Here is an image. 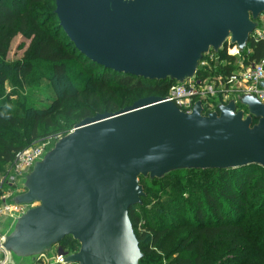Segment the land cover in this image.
Masks as SVG:
<instances>
[{
    "label": "water",
    "instance_id": "95a60500",
    "mask_svg": "<svg viewBox=\"0 0 264 264\" xmlns=\"http://www.w3.org/2000/svg\"><path fill=\"white\" fill-rule=\"evenodd\" d=\"M55 14L80 54L99 66L184 83L204 54L228 40L240 55L247 50L264 0H56ZM250 165L264 168V104L253 96L208 115L201 103L185 113L149 97L87 118L23 176L24 192L11 204L30 208L13 214L2 234L8 264H35L67 237L80 249H59L65 264H139L129 213L145 197L140 177Z\"/></svg>",
    "mask_w": 264,
    "mask_h": 264
},
{
    "label": "trees",
    "instance_id": "16d2710c",
    "mask_svg": "<svg viewBox=\"0 0 264 264\" xmlns=\"http://www.w3.org/2000/svg\"><path fill=\"white\" fill-rule=\"evenodd\" d=\"M55 10L56 0H0L2 170L17 152L57 132V120L70 101H76L80 110L70 106L69 113L81 112L79 120L83 121L98 114L117 113L145 98H163L177 83L148 81L92 62L70 42ZM17 35L31 41L29 60L16 65L19 76L32 77L33 81L37 69L48 74L55 94L48 106L36 108L24 99H19L22 103L18 106L9 99V104L1 102L2 86L10 76L5 60ZM248 50L250 63L264 60L263 40H250L242 56H247ZM219 55L232 64L236 61L227 56L226 47ZM232 70L227 67L228 72ZM76 123L64 133L69 134ZM259 170L264 168L250 165L175 171L155 180L140 177L145 197L129 213L143 254L139 264H264V178L256 176ZM147 180L153 188L147 186ZM153 192L160 196L148 207L145 201ZM252 193L262 197L260 202L252 199ZM252 208L256 210L254 227L242 222ZM60 245L73 254L80 249L72 237Z\"/></svg>",
    "mask_w": 264,
    "mask_h": 264
},
{
    "label": "built area",
    "instance_id": "2783aa9c",
    "mask_svg": "<svg viewBox=\"0 0 264 264\" xmlns=\"http://www.w3.org/2000/svg\"><path fill=\"white\" fill-rule=\"evenodd\" d=\"M260 18H264V14ZM259 24L260 27L255 29L250 39L255 42L264 41V21L260 20ZM247 53L245 57L240 55L237 47L232 46L228 40L226 54L228 57L236 58L233 64L221 58L220 52L209 51L200 61L195 77L184 83L177 82L172 85L162 100L175 104L185 113H191L196 104L201 103L203 115L218 112L219 104L226 105L234 97L241 95L253 96L264 104V88L261 86L264 82V60L250 63L251 50ZM238 56L240 59L237 58ZM227 67H232L233 70L228 72ZM237 110L243 111L245 116L249 114L247 109L238 107ZM50 138L53 139L52 141L55 140L53 137H47L44 138L45 141L38 140L30 147L17 152L6 170H0V222L9 220L13 214H24L29 209V206H14L11 200L24 192L20 182L45 154L44 143L46 141L49 143ZM58 258L60 261L63 260L62 256ZM0 264H8V254L2 246L1 233Z\"/></svg>",
    "mask_w": 264,
    "mask_h": 264
},
{
    "label": "rangeland",
    "instance_id": "374dc122",
    "mask_svg": "<svg viewBox=\"0 0 264 264\" xmlns=\"http://www.w3.org/2000/svg\"><path fill=\"white\" fill-rule=\"evenodd\" d=\"M260 20L264 21V18L262 19L259 18L258 21L260 22ZM30 45H31V41L26 39L22 35H17V37H15L11 43L7 58L5 60V66L8 68V72L10 73V76L7 79L6 83H4V85L2 86L4 96L1 97V102H4L5 104L6 103L9 104V101H7L9 99L10 102H15L16 106H18L22 103V101L20 102L19 99L20 100L24 99L27 100V102H29L28 103L29 105H33L36 108H41L43 106H48L49 104H51L50 100L55 98L54 88L51 86V83L48 81V74H45L46 72L43 69H37L35 71L33 81H31L32 77L31 79H29L30 77L24 79V78H20L19 76L16 65L29 60L28 56H29ZM234 52L235 50H233V53ZM237 58L240 59V56H238ZM70 106H75V108H79L77 110H80V107H76L77 106L76 101H70L69 103H66L65 105L66 109L61 113V116L57 120L59 124L55 128L57 132L51 134V136L48 135L50 137L55 138V140L52 141L53 139L50 138L48 139L49 143L47 141L44 143L46 149L45 153L51 150L54 147V145L63 136L66 135L64 132L70 130V126H72L76 122H77L76 124L82 122V120H79L82 113L75 112L73 114H70L69 111L72 108ZM239 108H243V107L239 106ZM18 133L22 134L21 131ZM31 145H33V143ZM6 168L0 170L4 171L6 170ZM256 176L263 179L264 170H259ZM149 180H147V186L151 189L153 188V184ZM262 189L264 191V185ZM158 196H160V193L153 192L151 194H148L147 200L145 201L146 204H149L148 207H150L154 203V199L157 198ZM250 196L254 201L257 202H260L262 198L260 195H256L255 193L250 194ZM254 213H256V210H254V208L249 209L247 212V217L243 218L242 222L245 224L246 223L252 224L251 226L254 227L253 220L256 219V217H254L255 216ZM9 224H10L9 220L0 222L1 234H3L6 231V229H8ZM59 249H62L60 244L53 247L51 254L46 255L45 257H41L39 261H37L35 264H65L64 258L62 261H60L58 258ZM69 254H73V253H69ZM227 257L230 258L231 255L229 254Z\"/></svg>",
    "mask_w": 264,
    "mask_h": 264
}]
</instances>
